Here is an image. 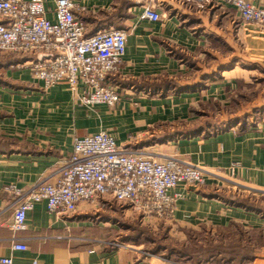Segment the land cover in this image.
Returning <instances> with one entry per match:
<instances>
[{"label": "crops", "instance_id": "1", "mask_svg": "<svg viewBox=\"0 0 264 264\" xmlns=\"http://www.w3.org/2000/svg\"><path fill=\"white\" fill-rule=\"evenodd\" d=\"M77 1L86 10L78 16L88 28L107 23L110 15V26L128 32L119 71L106 81L121 100L116 112L105 105L84 107L64 83L44 92L26 68L29 61L0 69V257L14 264H181L118 241L120 217L109 200L81 204L77 213L62 218L36 203L24 229H11L17 201L4 187L54 182L73 137L100 131L155 161L175 157L206 172L203 186L176 189L173 224L218 229L236 223L264 235V213L222 194L227 182L264 191V115L223 114L217 120L196 114L210 102L227 109L241 83L249 84L240 78L264 70V31L218 5L197 9L183 0H155L164 19L151 23L132 13L130 0ZM31 80L33 92L26 84ZM151 81L159 89L141 88ZM203 124L207 128L194 133ZM104 206L107 213L100 214L97 208ZM14 243L27 251L12 250Z\"/></svg>", "mask_w": 264, "mask_h": 264}, {"label": "built area", "instance_id": "2", "mask_svg": "<svg viewBox=\"0 0 264 264\" xmlns=\"http://www.w3.org/2000/svg\"><path fill=\"white\" fill-rule=\"evenodd\" d=\"M183 2L197 9L233 8L243 23L264 31V0L259 5L247 0ZM131 10L140 21L164 19L155 0H132ZM85 11L77 0H0V55L34 56L26 67L44 92L64 83L79 105L116 108L121 96L106 81L119 71L128 32L108 27L87 35V24L78 16ZM205 182L206 172L198 166L175 157L155 161L138 149L122 148L111 134L100 131L73 137L71 153L54 182L28 189L7 185L3 190L16 197L11 229L21 231L27 213L40 202L56 218L77 213L81 204L109 200L127 204L147 220H173L180 197L176 189ZM27 249L22 243L12 245L14 251ZM0 264L14 262L0 257Z\"/></svg>", "mask_w": 264, "mask_h": 264}, {"label": "rangeland", "instance_id": "3", "mask_svg": "<svg viewBox=\"0 0 264 264\" xmlns=\"http://www.w3.org/2000/svg\"><path fill=\"white\" fill-rule=\"evenodd\" d=\"M262 64L263 63H261V65ZM14 68H12V70L18 69L16 67ZM260 69L253 73L252 76H242L243 79L240 78V80L243 82H249V84L241 83L234 100H232L238 102V104L236 102L231 103V106L225 111L223 110L221 111L222 113L216 114L217 120L223 119V114H228L229 116L236 114L238 116H241L242 114L249 116V114L254 113L264 115V70ZM32 81L33 80H31V82H26V84L33 92L37 87L32 84ZM38 91H41V89H38ZM21 95L24 94L21 93ZM25 95L30 94L25 93ZM110 111L116 112V108H110ZM254 117L255 118L252 116V119H256V121L259 118L258 116L257 118L256 116ZM260 119L261 118H259V120ZM224 187L222 194L226 196L225 198L227 200L232 199L234 203L240 202L249 208L252 207L258 209V212L264 213V191L258 192L245 189L231 182L224 183ZM114 203L117 204V206H123L124 208L120 209V207H118V210H120L118 214L120 218L117 219L118 224L116 225L118 227V232L114 234V237H116L118 241L122 242L123 239H130L140 233L139 236L142 238L137 241H130L129 244L141 245L142 249L146 251V249H150L155 245L150 242L151 238H153L157 242L160 241L162 243L164 248L163 250H160L161 253L170 250L173 255L172 258L177 259V262L181 264H225L220 262L219 255H234V253L231 252L232 248L246 249L253 255V259L244 264H254L256 258H258L257 263L261 264V260L264 259V235L260 230L251 231L244 228L248 232L245 231V234H241L242 232L237 228H232L231 231L225 233L203 225L194 229L184 228L173 224L172 219L161 221L144 219L141 214L130 209L127 204L110 201V204L113 206ZM105 208L108 207L104 206V209H97L100 214H106L107 209ZM101 210H104V212ZM110 220L112 219L110 218ZM144 237L147 238V243H144ZM210 249H213L214 252L218 253L217 257H212V259L198 258L207 256L206 251ZM155 256L164 258L161 255Z\"/></svg>", "mask_w": 264, "mask_h": 264}, {"label": "trees", "instance_id": "4", "mask_svg": "<svg viewBox=\"0 0 264 264\" xmlns=\"http://www.w3.org/2000/svg\"><path fill=\"white\" fill-rule=\"evenodd\" d=\"M125 3H126V0H125ZM131 5H132V3H131ZM110 19H111V17H110V15H108V17L105 19L108 22L104 23V24L102 23L101 25H98V27L96 29H90V28L87 27V35H91L94 32H96L97 30L102 29V28L112 27V26H110ZM32 58H34V56L29 55V54L28 55H23V54L0 55V69L4 68L6 66L13 65V64H19V63H23L25 61H29ZM187 63L189 64V62H187ZM156 83H157L156 81H151V82H148V83H144L145 86L141 85V88L151 87L153 89H159V88H157L159 86ZM136 88H138V87H136ZM229 106H231V104L228 105V107ZM223 110L225 111L226 109L225 108H221L218 103L210 102L205 107L204 113L197 112L196 110L192 111V112L193 113L197 112L196 113L197 115L198 114L199 115L205 114V116H208V117L213 119L214 117H216V114L221 113V111H223ZM204 125L205 124L200 125L199 127H195V128H197V130L194 133H198L200 131H203V129L207 128L208 125H206V126H204ZM112 206L113 205L110 204V209L112 211H116L118 213L120 212V210H118V207H120V209H124L123 206H117V204H115V203H114V206L113 207ZM232 228H237L238 230H240L242 232V233L240 232L241 234H245L246 232H248L247 230H245L243 227H241L240 225H238L236 223H231L229 226L218 228L217 230L222 232V233H225L227 231H231ZM242 230H244V231H242ZM251 231H255V230H251ZM139 235H140V233H139ZM139 235L131 237L132 239L131 238L130 239L129 238L123 239L122 242L130 243V241L131 242L134 241V240L137 241L140 238H142ZM146 239L147 238L144 239V243H147ZM149 241H150V239H149ZM150 242L154 243L155 245L152 248H150V249L149 248L146 249V251L149 254H151V255H161L164 258L168 259V260L177 262V259H173L172 258L173 255H172V252L170 250H168L167 252L161 253L160 250H163L164 247H163V245H162V243L160 241L157 242L155 239L151 238ZM212 250L213 249H210V250L206 251L207 256L198 257V258L199 259H201V258L212 259V257H217L218 253L214 252V250L213 251ZM231 250H232L231 252H233L234 255L228 256L227 254H225V255H221L220 254L219 255L220 256V262L225 263V264L226 263L227 264H244L245 262L251 261L253 259V255L249 252V250L242 249V248H235V249L232 248ZM202 260H204V259H202ZM197 263H199V262H197Z\"/></svg>", "mask_w": 264, "mask_h": 264}]
</instances>
